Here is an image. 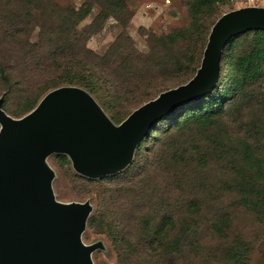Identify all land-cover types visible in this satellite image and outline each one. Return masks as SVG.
<instances>
[{
  "label": "trees",
  "instance_id": "16d2710c",
  "mask_svg": "<svg viewBox=\"0 0 264 264\" xmlns=\"http://www.w3.org/2000/svg\"><path fill=\"white\" fill-rule=\"evenodd\" d=\"M106 1L112 3L111 0ZM224 1L188 0L186 6L192 21L190 27H196L199 13L209 12L215 4ZM94 2L82 0L78 7H74L70 4L60 5L53 0H0V84L4 89L0 99L1 108L6 114L12 113L14 118H18L33 109L49 90L64 85L79 87L96 98H100L98 93L106 85L113 89L114 97L118 98L120 88H124L131 77L144 81V76H149L152 71L162 73L166 70L164 62L181 31L151 36L150 50L145 54L130 45H122L123 40L128 43L129 39L121 34L105 53L97 55L85 46V42L100 27L99 19L103 14H98L84 28L77 29ZM116 4L120 2L116 1ZM34 29L35 39L31 40L30 34ZM238 37L248 38L250 44L231 62L236 98L225 106V95H215V84L201 99L172 116L160 119L148 134L160 121L172 118V123L165 128L164 136L167 139L153 162L142 167L141 177L144 178L136 184L137 191H141L145 185L157 183L164 173H172L175 167L184 170L188 165L193 166L194 161L195 167H204L207 154L202 152L196 141L207 134V140L213 141L215 149H224L227 132L222 122L225 115L235 113L237 116L255 97H262L264 101V31L239 33L232 36L225 46ZM120 51L124 56H121L115 72V69H111L109 58ZM199 57L194 70L199 65ZM132 86L135 88L136 84ZM122 92L127 95L128 103L139 102L132 106L133 109L150 100L146 97L142 99L144 93L133 88H124ZM15 94H18L19 100L15 109L11 110L9 105ZM101 104L107 103L101 100ZM193 106L197 108L181 118ZM117 116L114 114L113 118ZM241 144L237 160L239 170L235 174L237 180L233 182L232 192L236 197V206L249 211L264 226V167L249 145ZM133 180L125 178L124 183L133 184ZM125 189L119 186L108 191L107 199L117 202ZM185 203L174 208L155 204L145 212L136 206L121 207V204L113 210L107 208V212L114 214L112 222H116L121 227L120 232L127 235L123 245L117 248L116 264H247L250 246L240 235L229 236L230 221L226 214L211 219L205 233L209 241L215 242V246L206 249L199 243V224L194 221L202 211L198 200L191 198ZM173 214H180L181 220L174 219Z\"/></svg>",
  "mask_w": 264,
  "mask_h": 264
},
{
  "label": "rangeland",
  "instance_id": "374dc122",
  "mask_svg": "<svg viewBox=\"0 0 264 264\" xmlns=\"http://www.w3.org/2000/svg\"><path fill=\"white\" fill-rule=\"evenodd\" d=\"M53 1L60 5L70 4L78 7L82 0ZM95 1L91 4L88 14L79 22L77 29L84 28L98 14H103L99 19L100 27L90 34L85 42V46L97 55L105 53L109 45L121 34L129 39L128 43L127 40H123L122 45H130L139 53L145 54L150 50L151 36L158 37L165 33L181 31L164 62L166 70L162 73L154 70L149 76H144V81H137L131 77L124 84L125 89L133 88L144 93L142 99L145 97L152 99L159 91L183 84L193 76L195 73L193 66L197 58L201 57L206 41L205 34L218 15L242 6H264V0H226L215 4L209 12L199 13L194 28L190 27L192 21L186 6L188 0H111L112 3L106 0ZM116 1L120 4L117 5ZM35 30L30 34L31 40L35 39ZM248 44H250L248 38L238 37L222 50L220 71L214 91L216 96L225 95L223 97L225 106L236 98L231 69L232 59L236 54L243 53ZM121 56H124V53L120 51L109 58L112 70L118 66ZM132 84H136V87L134 88ZM103 87L105 89L102 88L98 93L100 98L90 96L111 122L117 124L118 120L124 118L133 109L132 106L138 105L139 102L128 103L127 95L122 92L123 87L118 92L120 94L118 98L114 97L112 88L106 85ZM3 92V86L0 84V97ZM18 97V94H15L9 109H15ZM258 99L261 100L257 102ZM258 99L255 97L250 100V104L237 116L235 113L225 115L222 122L227 132L224 149H215L213 141L207 140V134L196 141L202 152L207 154L204 167H195L196 161L193 166L188 165L184 170L175 167L172 173H164L157 183L145 185L141 191L135 188L138 181L144 178L141 177V169L147 163L153 162L159 153L162 143L167 139L164 136L165 128L172 123V118L160 121L147 136L142 137L129 163L112 174L90 178L76 172L66 154L53 152L46 156L44 161L53 174L51 190L54 200L60 203L87 201L91 206L84 229L80 233V240L83 244L101 243V247L90 253L92 264H116L117 248L122 246L127 238L125 233L120 232L121 227L112 222L114 214L107 212V208L113 210L116 205L121 204V207L136 206L145 212L148 207L155 204L174 208L186 204L185 202L191 198L198 200L202 209L194 221L199 224L197 232L202 237L199 243L204 248L215 246V242L209 241L205 233L211 219L226 214L230 221L229 236L240 235L250 246L247 264H264V226L259 224L249 211L239 205L236 206V197L232 192L233 182L237 180L235 174L239 170L237 160L241 142L249 145L264 167V101L262 97ZM101 100H105L107 104L102 105ZM196 108L193 106L181 118L188 116ZM114 114L118 116L113 118ZM9 115L15 117L12 113ZM125 178H133L134 183H124ZM119 186L126 189L121 192L117 202L113 203L107 199L108 191ZM173 215L177 221L181 220L180 214ZM109 222L112 225H108Z\"/></svg>",
  "mask_w": 264,
  "mask_h": 264
},
{
  "label": "water",
  "instance_id": "95a60500",
  "mask_svg": "<svg viewBox=\"0 0 264 264\" xmlns=\"http://www.w3.org/2000/svg\"><path fill=\"white\" fill-rule=\"evenodd\" d=\"M248 30L264 31V6L222 13L209 29L193 76L159 92L117 124L76 86L49 90L18 118L2 110L0 99V264H92L90 253L101 243L80 240L91 206L55 201L53 174L44 159L64 153L76 172L90 178L121 170L160 119L212 90L223 47Z\"/></svg>",
  "mask_w": 264,
  "mask_h": 264
}]
</instances>
